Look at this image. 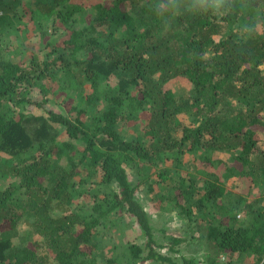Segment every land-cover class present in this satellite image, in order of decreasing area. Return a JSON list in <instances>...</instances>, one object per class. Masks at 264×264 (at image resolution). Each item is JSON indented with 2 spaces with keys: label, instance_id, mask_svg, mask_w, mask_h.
<instances>
[{
  "label": "trees",
  "instance_id": "1",
  "mask_svg": "<svg viewBox=\"0 0 264 264\" xmlns=\"http://www.w3.org/2000/svg\"><path fill=\"white\" fill-rule=\"evenodd\" d=\"M262 2L0 0V264H264V197L231 194L214 169L233 154L235 174L264 185ZM38 30L53 49L23 67L3 38ZM187 154L213 167L201 185ZM150 196L207 256L173 259L182 242H160Z\"/></svg>",
  "mask_w": 264,
  "mask_h": 264
},
{
  "label": "rangeland",
  "instance_id": "2",
  "mask_svg": "<svg viewBox=\"0 0 264 264\" xmlns=\"http://www.w3.org/2000/svg\"><path fill=\"white\" fill-rule=\"evenodd\" d=\"M72 1L76 4L84 5L87 0H72ZM9 2L11 3L13 2V0H9ZM261 6L263 7V11H264V2H262ZM8 12L9 14H11V11H8ZM259 26H263L264 28V25L262 24V22H261V25ZM259 29H262V27H259ZM41 32L42 31H39V30L35 33L30 31L29 34L22 35V36L18 32L11 33V34H5L3 38V42L5 46H7L6 48H8L9 50L8 52L11 54V52L14 51V56L13 55L11 56L14 57L16 61H19L20 63H22L23 67L29 66V60L31 56L33 55V53L37 54L41 59L45 57H49V54L47 52H49L53 48L50 47L49 49H45V44L47 43L49 36ZM67 39H68L67 34L65 36H62L60 38V41L59 39L56 41V46L58 47L64 46L63 42L66 41ZM188 87H189V82L185 78H177L171 81L168 86V88L171 91H173V93L176 96L182 95V93ZM179 117L181 118V120L185 121L187 125L190 124L191 119H189L186 115L181 114ZM193 158L194 157L190 154H187L184 156V163L186 164H184L185 169H184L183 174L196 180L198 184L201 185L202 184L201 174L202 175L205 174L207 170L209 172H212L213 167L205 168L202 164V160H199L198 159L199 157L197 155L195 156L194 160ZM215 158L216 160H222V162L223 161L226 162V163L223 162L221 164L215 165L214 169H215L216 175L220 177L222 180H225L226 182L225 185L231 194H235L241 197H248L249 201L264 197V193H263L264 185L253 188L246 182L247 180L246 178H239V175L235 174V172L237 171H234L233 167L236 165L238 168H240V165L238 163H234L235 160L233 159V154H227V153L219 154L218 153V154H215ZM236 170L238 169L236 168ZM199 171L201 172V174H199ZM232 171L234 173H232ZM228 173L229 175H227ZM130 174L134 180L135 173L131 172ZM1 184L5 185L3 183ZM261 194H262V197H261ZM139 196L140 197L142 196L144 200L143 192H141ZM149 198L150 199L148 200L145 199L147 203L145 201L144 203L147 205L149 214L151 215V221H153V224H154V233L156 234L160 242H163L165 244H170L169 242L170 240L168 239L169 237H176V238L179 237V239L182 242V244L178 247L179 252L177 251L172 254L173 259L177 258L179 259V261H181L182 258L184 257L186 258L196 257L199 259H203V256L208 255V249L205 246V242L203 238L200 237L201 236L200 231H199V234L195 233V235H192L193 233L191 234V232L186 229L188 227V223L187 224L184 223V220L182 217H179L178 215H174L175 213L173 212H167V210L169 211L170 209L166 207L162 208L160 206L161 208L160 207L158 208V205H155L152 202L151 196ZM85 200L88 201L87 196L85 197ZM263 203H264V200H263ZM243 217L244 215L240 213L239 218H243ZM126 218L128 221H130L128 216H126ZM166 224H168V230L166 232H162V228L163 226H166ZM21 230H23V227L21 228ZM112 230L103 231L101 238H103L105 243L114 242L113 241L114 235L111 233ZM125 233L126 234L122 238V245H126L132 242L133 240H136L141 235V231L137 228L136 225L128 229L127 232ZM119 236H120V233L117 232V235H115V240ZM110 239L111 241H108ZM140 242L144 243L145 240L141 239ZM110 245L107 244L106 247L103 245V251L105 253L109 251ZM158 251L164 255L169 254L168 248L158 249ZM253 260H254L253 257L247 258L245 260V264H255ZM154 263H149V264H154Z\"/></svg>",
  "mask_w": 264,
  "mask_h": 264
},
{
  "label": "clouds",
  "instance_id": "3",
  "mask_svg": "<svg viewBox=\"0 0 264 264\" xmlns=\"http://www.w3.org/2000/svg\"><path fill=\"white\" fill-rule=\"evenodd\" d=\"M213 7L219 10L224 4V0H212Z\"/></svg>",
  "mask_w": 264,
  "mask_h": 264
}]
</instances>
